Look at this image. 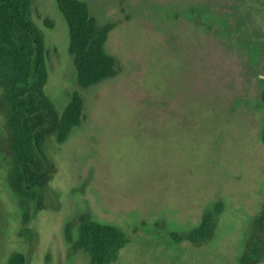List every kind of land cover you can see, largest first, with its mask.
<instances>
[{"label":"rangeland","instance_id":"374dc122","mask_svg":"<svg viewBox=\"0 0 264 264\" xmlns=\"http://www.w3.org/2000/svg\"><path fill=\"white\" fill-rule=\"evenodd\" d=\"M81 1L98 26L114 24L104 50L115 75L81 88L55 0H32L44 92L60 114L73 93L83 109L65 142H47L55 171L27 225L31 239L22 233L29 209L6 187L9 152L0 149V264L12 252L28 264H89L74 248L81 216L125 235L119 264H237L264 202V0ZM219 201L207 244L172 239Z\"/></svg>","mask_w":264,"mask_h":264},{"label":"trees","instance_id":"16d2710c","mask_svg":"<svg viewBox=\"0 0 264 264\" xmlns=\"http://www.w3.org/2000/svg\"><path fill=\"white\" fill-rule=\"evenodd\" d=\"M68 31V55L72 58L77 84L89 88L112 78L115 59L104 50L114 24L98 26L81 0H55ZM32 0H0V116L4 134L0 149L9 152L5 184L23 211L22 233L31 239L27 229L31 219L44 207L46 191L55 171L46 153L47 142L66 141L80 123L82 99L73 93L60 114L44 92L48 72L43 32L31 17ZM196 14V12H194ZM204 17L203 22H205ZM50 28L51 24L45 22ZM257 108H264V87ZM264 145V123L260 131ZM1 151V150H0ZM264 177V159L262 164ZM224 209L221 201L204 212L199 224L184 234H174L176 243L200 247L207 244L218 227ZM128 244L115 226L81 216L74 248L85 252L89 264H119L120 251ZM264 262V202L252 218L244 249L237 264ZM7 264H28L20 252L10 253Z\"/></svg>","mask_w":264,"mask_h":264}]
</instances>
